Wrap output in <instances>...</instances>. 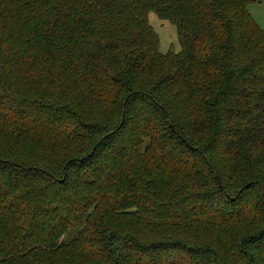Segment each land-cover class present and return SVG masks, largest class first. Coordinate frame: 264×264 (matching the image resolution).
I'll use <instances>...</instances> for the list:
<instances>
[{"label":"trees","instance_id":"trees-1","mask_svg":"<svg viewBox=\"0 0 264 264\" xmlns=\"http://www.w3.org/2000/svg\"><path fill=\"white\" fill-rule=\"evenodd\" d=\"M246 1L0 0V264H264Z\"/></svg>","mask_w":264,"mask_h":264},{"label":"rangeland","instance_id":"rangeland-1","mask_svg":"<svg viewBox=\"0 0 264 264\" xmlns=\"http://www.w3.org/2000/svg\"><path fill=\"white\" fill-rule=\"evenodd\" d=\"M245 9L250 19L264 35V0H247ZM148 23L158 36L161 53L180 51V44L174 24L161 20L154 12L148 14Z\"/></svg>","mask_w":264,"mask_h":264}]
</instances>
